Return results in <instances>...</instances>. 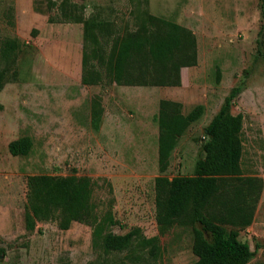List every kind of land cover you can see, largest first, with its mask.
Listing matches in <instances>:
<instances>
[{"label":"rangeland","instance_id":"374dc122","mask_svg":"<svg viewBox=\"0 0 264 264\" xmlns=\"http://www.w3.org/2000/svg\"><path fill=\"white\" fill-rule=\"evenodd\" d=\"M52 1L48 8L46 0H0V40L18 42L12 61L0 58V264H191L190 226L157 227L153 179L193 173L204 127L236 86L230 112L242 117L241 174L261 180L238 239L253 250L246 264H264V0ZM141 10L194 34L196 63L180 68V84H81L82 23L67 20L97 15L130 30ZM160 99L178 102L182 114L203 108L163 171L154 121ZM21 136L31 139L30 151L11 155L7 143ZM35 174L90 177L97 212L109 208L118 221L112 231L137 226L157 237L159 254L133 245L104 254L92 245L91 228L76 221L67 229L54 221L25 229L26 177Z\"/></svg>","mask_w":264,"mask_h":264},{"label":"trees","instance_id":"16d2710c","mask_svg":"<svg viewBox=\"0 0 264 264\" xmlns=\"http://www.w3.org/2000/svg\"><path fill=\"white\" fill-rule=\"evenodd\" d=\"M53 5L54 1L46 0L48 8ZM71 6L73 9L74 5ZM60 8L63 9L61 4ZM68 15H71L69 10ZM136 18L138 22L133 29L122 31L97 15L67 20L82 23L81 84L161 87L180 84V68L196 63L194 34L181 24L144 10ZM47 20L51 21L50 16ZM17 43L13 38L0 40L3 63L13 60ZM238 93L239 87H232L204 127L206 139L201 144L202 155L194 162L193 173L170 178L158 175L153 179L157 227L162 231L173 224L190 226L191 251L196 257L191 264H246L253 256L247 242L238 239V232L251 222L261 180L241 174L242 117L230 112L231 102ZM202 109V105H195L182 114L178 102L158 101L154 121L160 171L165 169L177 137L198 119ZM30 148L29 136L7 143L11 155H27ZM48 221L56 222L60 229H67L73 221L89 226L92 245L104 254L123 252L132 245L147 249L150 257H156L160 251L157 237L143 236L137 226L120 234L112 231L118 221L109 208L97 212L92 201V180L88 176L26 177L25 229L32 230L36 222Z\"/></svg>","mask_w":264,"mask_h":264},{"label":"crops","instance_id":"0c3cea01","mask_svg":"<svg viewBox=\"0 0 264 264\" xmlns=\"http://www.w3.org/2000/svg\"><path fill=\"white\" fill-rule=\"evenodd\" d=\"M250 249V248H249ZM196 258V257H195Z\"/></svg>","mask_w":264,"mask_h":264}]
</instances>
